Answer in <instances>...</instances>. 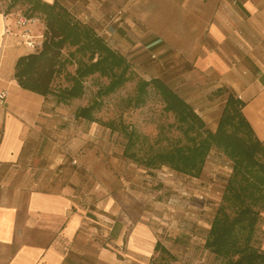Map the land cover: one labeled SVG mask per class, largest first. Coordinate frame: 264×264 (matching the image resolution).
<instances>
[{
  "label": "crops",
  "instance_id": "crops-1",
  "mask_svg": "<svg viewBox=\"0 0 264 264\" xmlns=\"http://www.w3.org/2000/svg\"><path fill=\"white\" fill-rule=\"evenodd\" d=\"M42 1L58 2L92 27L105 25L109 45L121 46L129 61L146 67L156 54L196 61L190 72L200 79L191 84L203 91L216 79L217 92L226 93L222 109L213 103L205 113L207 123L217 119V127L232 92L264 144V0ZM119 9L123 21L113 25ZM23 10H0V93L7 92L0 99V264H150L159 236L116 204L113 170L97 156L78 155L80 137L64 148V133L50 131L48 98L18 83L19 58L39 50L26 39L42 45L44 28L40 15L43 23L18 27ZM76 161L74 172L84 168L96 179L92 204L82 205L76 182L66 181Z\"/></svg>",
  "mask_w": 264,
  "mask_h": 264
},
{
  "label": "trees",
  "instance_id": "trees-1",
  "mask_svg": "<svg viewBox=\"0 0 264 264\" xmlns=\"http://www.w3.org/2000/svg\"><path fill=\"white\" fill-rule=\"evenodd\" d=\"M25 6L26 16L40 15L44 20L43 40L38 52L19 58L15 77L25 89L45 97L54 95L57 103L68 104L84 96L87 78L98 74L109 79L98 96L116 93L137 77L132 64L112 48L94 27L75 17L58 2L42 0H9L5 13ZM75 65L74 72L68 66ZM64 76L66 86L55 85ZM225 93L223 89L218 91ZM155 93L164 111L173 114L174 125L186 137L171 142L168 148L156 149L136 129L124 123L109 121L105 125L121 128L126 141L123 155L146 169L169 166L179 173L199 177L213 149L223 152L232 162L221 203L208 231L205 248L224 264H264V250L256 246L258 225L264 213V144L244 115L245 102L229 92L217 129L207 127L202 116L185 98L161 77L138 78L134 108L144 106ZM102 105L97 97L91 104L77 110V118L99 122L95 110ZM156 251L167 248L158 241ZM150 264H168L156 263Z\"/></svg>",
  "mask_w": 264,
  "mask_h": 264
},
{
  "label": "rangeland",
  "instance_id": "rangeland-1",
  "mask_svg": "<svg viewBox=\"0 0 264 264\" xmlns=\"http://www.w3.org/2000/svg\"><path fill=\"white\" fill-rule=\"evenodd\" d=\"M8 3L9 0H0V10H6ZM112 17L113 20L110 21L113 25H120L123 21L118 10L112 13L110 18ZM94 27L107 42L110 40L111 34L105 25ZM114 49L122 53L121 46ZM156 55V58L146 62V67L131 60L137 77L116 93L98 96L99 89L107 85L109 79L96 74L86 79L84 96L73 99L68 104L57 103L56 97L50 95V114L55 120L54 130L50 131L52 134L54 131L64 133V148L73 147V137H80L78 155L97 156L98 162L110 166L113 170L116 204L129 210L139 220L150 223L155 228L159 241L168 250L157 251L153 261L168 264H224L205 248V241L231 175L232 160L223 152L213 149L199 177L179 173L169 166L146 169L123 155L126 137L122 129L112 131L105 125L109 121H115L118 125L119 122L124 123L129 129H136L156 149L168 148L171 142L180 139L186 142L184 134L174 125L173 114L164 111L158 95L152 93L147 103L140 108L131 105L137 79L158 76L193 105L208 128L217 129V119L211 123H207L205 119V113L213 103L216 104L215 109H222L224 105L226 93L217 92V80H211L202 91L201 84H191L194 79H200L190 72L195 68L196 61L164 60L159 54ZM75 68V65H70L68 71L74 72ZM67 84L63 75L55 80V85ZM97 97L102 100L101 107L95 110L99 122L77 118L78 108L91 104ZM75 163L65 175L66 181L71 184L76 182L75 189L82 205L92 204L93 198L89 194L94 190L96 179L84 168L74 172L72 167L79 162ZM262 215L263 220L256 233V246H260L261 239L264 238V213Z\"/></svg>",
  "mask_w": 264,
  "mask_h": 264
},
{
  "label": "built area",
  "instance_id": "built-area-1",
  "mask_svg": "<svg viewBox=\"0 0 264 264\" xmlns=\"http://www.w3.org/2000/svg\"><path fill=\"white\" fill-rule=\"evenodd\" d=\"M119 15H122L123 12L121 9L118 10ZM113 20V17L112 19ZM42 21L36 17V16H26L25 14H19L17 16V20H16V24L18 25V27L20 28H27L29 25H35V24H39ZM23 37H25L26 35H22ZM26 44L28 47H30L33 50H38L41 48V43H36L31 37H28L26 39ZM7 96V92L6 91H2L0 93V99L4 100Z\"/></svg>",
  "mask_w": 264,
  "mask_h": 264
}]
</instances>
